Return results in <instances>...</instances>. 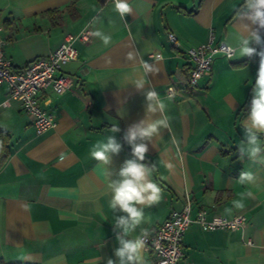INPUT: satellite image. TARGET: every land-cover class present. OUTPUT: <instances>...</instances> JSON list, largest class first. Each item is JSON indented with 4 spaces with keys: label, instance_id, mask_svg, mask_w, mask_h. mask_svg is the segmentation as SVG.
<instances>
[{
    "label": "crops",
    "instance_id": "1",
    "mask_svg": "<svg viewBox=\"0 0 264 264\" xmlns=\"http://www.w3.org/2000/svg\"><path fill=\"white\" fill-rule=\"evenodd\" d=\"M129 2L133 13L123 21L113 10V0H0L3 51L15 68L48 54L69 37L77 50L76 58L61 66L73 78L71 88L61 94L48 88L39 97L55 117L54 128L38 133L19 102L8 99L7 85H0V130L11 137L10 155L0 168V260L106 264L107 258L115 259L118 245L108 179L89 153L118 123L121 132L116 135L123 149L113 155L110 169L117 171L131 158L122 137L130 124L145 116L143 92L130 83L143 76L145 60L160 69L146 79L173 120L171 131L163 130L146 154L157 166L153 178L163 199L145 208L144 226L151 233L186 202L191 217L200 209L206 210L208 220L217 214H240L246 221L236 230H203L192 222L182 237L179 264H264V164L240 159L237 151L259 58L218 56L211 75L201 78L197 87H187L191 63L185 51L210 36L234 42L243 31L234 9L243 0ZM96 17L100 22L94 24ZM84 28L91 30L87 42L76 38ZM97 29L112 36L110 47L92 35ZM168 32L175 35L177 47ZM129 52L134 59L127 58ZM155 53L164 59H151ZM169 84L176 88L173 96L166 94ZM241 171L253 172L258 187L239 185ZM249 188L255 196L245 200L242 211L232 209V201ZM145 256L148 264H155L152 250L145 249Z\"/></svg>",
    "mask_w": 264,
    "mask_h": 264
},
{
    "label": "clouds",
    "instance_id": "2",
    "mask_svg": "<svg viewBox=\"0 0 264 264\" xmlns=\"http://www.w3.org/2000/svg\"><path fill=\"white\" fill-rule=\"evenodd\" d=\"M113 4V10L123 21L127 15L133 13V5L129 0H113ZM234 12L243 31L236 33L234 42L224 43L225 54L229 59L234 55L259 58L248 114L241 122L242 139L237 151L240 159L247 157L253 162L264 164V142L261 141L264 136V0H243ZM97 22H100L99 17L93 20L94 24ZM125 26L127 27V23ZM92 35L98 38L104 47H110L113 43L112 36L99 29L93 31ZM127 58L134 59V53L129 52ZM151 59L158 62L164 57L156 55ZM141 67L143 76L130 83L137 91L143 92L145 116L130 124L122 137L123 142L130 146L131 158L125 159L117 171L110 169L113 155H118L123 149V144L116 135L121 132L118 123L111 125L108 129L110 134L94 143L89 153L90 157L98 162V167L103 169L111 194L109 207L114 217L113 230L116 232L118 246L114 249L115 259L107 258L106 264H148L145 249L150 232L144 226L148 222L145 208H151L163 199L162 188L153 178L157 173V166L144 161L149 152V144L153 146L155 138H162L163 130L171 131L173 117L166 114L165 101L146 79L149 73L156 75L160 69L155 63L145 60L141 62ZM118 115L123 116L121 112ZM2 149L3 143L0 142V150ZM113 176L118 178L113 179ZM237 183L258 187L257 177L251 171H241ZM254 196V191L249 188L240 194L239 199L232 201V209L242 211L246 207L245 200ZM232 209L226 208L225 211L231 212Z\"/></svg>",
    "mask_w": 264,
    "mask_h": 264
},
{
    "label": "built area",
    "instance_id": "3",
    "mask_svg": "<svg viewBox=\"0 0 264 264\" xmlns=\"http://www.w3.org/2000/svg\"><path fill=\"white\" fill-rule=\"evenodd\" d=\"M0 26V30H1ZM168 39L175 47L177 39L172 32H168ZM90 28H84L77 35V39L87 42L90 39ZM74 38L69 37L48 54L28 61L24 66L15 68L12 62L5 57L3 51L4 39L0 35V85L6 84L8 99L17 100L21 110L32 119L38 133L54 128L56 120L54 115L47 111L39 100L40 94L48 88L61 94L71 88L73 78L61 70L62 64L76 58L77 50L73 45ZM224 43L214 41L210 36L207 42L185 51L191 66L189 70L187 87L195 88L201 78L211 75V68L216 57L228 58L224 52ZM160 55L155 53L153 56ZM167 96L176 94L173 84L166 87ZM251 100H249L250 103ZM7 100L3 102L6 104ZM206 210L200 209L195 217L190 216V204L186 202L181 209L172 210L168 216L150 233L146 249L152 250L156 255L155 264H179L183 257L182 237L186 228L197 223L203 230H236L244 226L245 217L234 215L231 218L214 215L208 220Z\"/></svg>",
    "mask_w": 264,
    "mask_h": 264
},
{
    "label": "trees",
    "instance_id": "4",
    "mask_svg": "<svg viewBox=\"0 0 264 264\" xmlns=\"http://www.w3.org/2000/svg\"><path fill=\"white\" fill-rule=\"evenodd\" d=\"M10 134L7 131L0 130V142L3 143V149L0 150V168L6 162L10 155ZM147 164H151L149 158L146 156V160L144 161ZM0 264H5L0 260ZM11 264H20V263H11Z\"/></svg>",
    "mask_w": 264,
    "mask_h": 264
}]
</instances>
